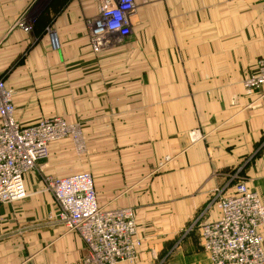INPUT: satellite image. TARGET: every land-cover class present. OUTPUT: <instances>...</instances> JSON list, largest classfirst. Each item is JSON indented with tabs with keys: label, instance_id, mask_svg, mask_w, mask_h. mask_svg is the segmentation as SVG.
<instances>
[{
	"label": "crops",
	"instance_id": "1",
	"mask_svg": "<svg viewBox=\"0 0 264 264\" xmlns=\"http://www.w3.org/2000/svg\"><path fill=\"white\" fill-rule=\"evenodd\" d=\"M27 3L15 5L19 11ZM136 3L130 36L95 54L77 10L61 16L57 35L28 45V34L11 28L13 1L0 0V77L13 90L22 124L79 122L82 152L69 138L52 142L41 171L88 172L102 206L134 211L145 241L137 261L118 264H213L198 225L190 226L201 213L202 221L218 217L214 195L247 181L264 203V88L243 85L245 72L264 56L262 0ZM25 50V65L7 73ZM105 86L107 103L100 104L96 96ZM193 132L203 137L193 141ZM26 187L28 196L12 202L11 211L47 214L54 207L53 196L38 192L36 172L27 174ZM63 228L45 233L50 244L41 264L86 254L83 239ZM68 247L71 256L63 257Z\"/></svg>",
	"mask_w": 264,
	"mask_h": 264
},
{
	"label": "built area",
	"instance_id": "2",
	"mask_svg": "<svg viewBox=\"0 0 264 264\" xmlns=\"http://www.w3.org/2000/svg\"><path fill=\"white\" fill-rule=\"evenodd\" d=\"M102 9L90 23L93 48L108 50L128 38L136 0H101ZM264 20V0H262ZM248 90L264 88V56L243 83ZM14 93L0 77V205L28 195L26 176L49 156V146L75 133V126L60 117L42 118L22 124L16 117ZM197 132L191 133L196 140ZM57 211L52 224L78 233L87 253L75 264H118L139 256L138 227L129 208L109 209L97 198L93 177L79 172L65 177L45 176ZM218 217L191 224L199 227L202 246L213 264H264V203L247 181L232 191L219 190L210 205Z\"/></svg>",
	"mask_w": 264,
	"mask_h": 264
},
{
	"label": "rangeland",
	"instance_id": "3",
	"mask_svg": "<svg viewBox=\"0 0 264 264\" xmlns=\"http://www.w3.org/2000/svg\"><path fill=\"white\" fill-rule=\"evenodd\" d=\"M12 1H13L12 15L13 17L15 16V20L11 24V28L14 30L20 28L23 31H25L28 34L27 35L28 36L27 39L29 40L28 45L31 44L30 40H32L33 42L34 41L39 42L41 38H43V35H46L47 37L52 36L53 34L55 35L57 33L56 30L61 27L59 23L61 16L64 15V18L70 17V15L74 13V10H77L79 13L78 18H80L83 24L82 35H85L86 32V38L89 42V45L91 46V50H94L92 37L90 34V23L95 17L98 16V14L102 9L103 4L101 0H26L28 2L27 5L19 11L15 5L18 0H12ZM67 24L64 26V28H66L67 26L69 27L70 22ZM70 49L71 47L67 50ZM103 51L106 50H101L99 52L94 50L93 52H95L96 54ZM26 58H27V50L21 52L19 56L17 55L15 57V59L8 66L6 72L10 74L14 73L20 66L25 65ZM65 65L70 66L73 64L67 63ZM255 68H256V64L251 66V68L247 72H245L243 76V83L244 80L252 72L255 71ZM98 72L100 71L98 70ZM96 98H98L99 100L98 102L100 104L107 103L106 86L104 87V89H102L101 94L97 95ZM77 100H81V98L79 96H74V101L76 102ZM75 102L74 104H76ZM40 112L42 113V115L44 114V111H40ZM72 126H75V133L72 134V136H69L65 139L69 138L73 140L75 149H77L79 152H82V149H84V141L82 139L83 136L81 132V126L79 122L78 124L76 125L74 124ZM197 137H198L197 139H201L203 135L199 134L197 135ZM167 161L169 160L168 159L162 160V162L158 166L157 171L163 169ZM41 168L42 166H40L39 164L37 169L34 171L36 172V175L38 176V180L41 183V187L38 192L40 193L46 192L52 196L51 192L47 189V185L45 182L46 174L42 173ZM232 172L231 173L234 175L233 176L234 180L237 179L239 175L237 173V169L236 170L233 169ZM223 193L225 192L223 191ZM22 199L15 200L13 201V203L20 201ZM11 204L12 202L0 205V251L3 252V258L2 257L0 258V260L2 259L0 264H41L42 260L40 258L43 256L42 249L44 248L43 246L46 242L45 233L51 232V230L57 229L59 227L63 228L62 225L52 224L51 221L52 216L55 215L57 211L56 202H54V207H52L51 209L49 208L47 214H45L46 211H44L42 208L40 211L39 208H35V207L33 208L31 207L29 211H21L20 213L17 212L14 213V211H11L12 210ZM4 206H10L8 208V210L10 211L5 210ZM132 212L134 217V211L132 210ZM64 229L66 230L65 227L63 228V230ZM144 241L145 240L143 238L140 239L141 244L139 248V255H140V249L142 248ZM47 243L49 242H46V244ZM62 256L70 257L71 249L68 247L65 255ZM52 257L59 258V255ZM81 259L76 261L70 260L66 264L79 263ZM138 259L139 256L137 259L131 262H135ZM37 261H39V263H36Z\"/></svg>",
	"mask_w": 264,
	"mask_h": 264
},
{
	"label": "bare ground",
	"instance_id": "4",
	"mask_svg": "<svg viewBox=\"0 0 264 264\" xmlns=\"http://www.w3.org/2000/svg\"><path fill=\"white\" fill-rule=\"evenodd\" d=\"M91 28L93 29V27H91ZM91 28H90V30H91ZM53 44H54L55 47L57 46V43H54V42H53ZM54 142H55V141H54Z\"/></svg>",
	"mask_w": 264,
	"mask_h": 264
}]
</instances>
